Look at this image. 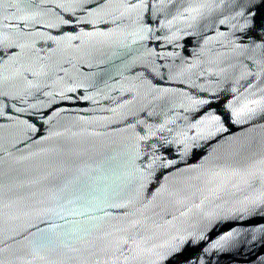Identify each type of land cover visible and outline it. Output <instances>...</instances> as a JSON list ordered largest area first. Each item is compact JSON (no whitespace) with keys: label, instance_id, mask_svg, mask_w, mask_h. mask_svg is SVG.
Here are the masks:
<instances>
[{"label":"water","instance_id":"obj_1","mask_svg":"<svg viewBox=\"0 0 264 264\" xmlns=\"http://www.w3.org/2000/svg\"><path fill=\"white\" fill-rule=\"evenodd\" d=\"M0 264H264V0H0Z\"/></svg>","mask_w":264,"mask_h":264}]
</instances>
